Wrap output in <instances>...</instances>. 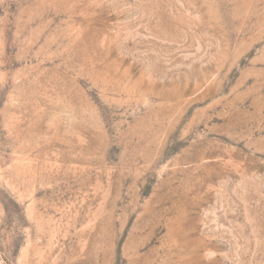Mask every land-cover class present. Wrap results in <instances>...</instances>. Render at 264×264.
Listing matches in <instances>:
<instances>
[{"label": "rangeland", "instance_id": "374dc122", "mask_svg": "<svg viewBox=\"0 0 264 264\" xmlns=\"http://www.w3.org/2000/svg\"><path fill=\"white\" fill-rule=\"evenodd\" d=\"M0 264H264V0H0Z\"/></svg>", "mask_w": 264, "mask_h": 264}]
</instances>
